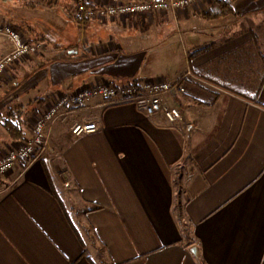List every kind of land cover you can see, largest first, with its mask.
<instances>
[{
  "label": "crops",
  "instance_id": "crops-1",
  "mask_svg": "<svg viewBox=\"0 0 264 264\" xmlns=\"http://www.w3.org/2000/svg\"><path fill=\"white\" fill-rule=\"evenodd\" d=\"M231 2L215 19L213 1L112 21L77 18L73 0L0 2L45 45L0 77V121L28 110L26 136L59 94L190 72L173 123L101 98L59 111L0 175V264H264V0ZM78 122L99 131L74 136ZM15 143L0 126V155Z\"/></svg>",
  "mask_w": 264,
  "mask_h": 264
},
{
  "label": "built area",
  "instance_id": "built-area-1",
  "mask_svg": "<svg viewBox=\"0 0 264 264\" xmlns=\"http://www.w3.org/2000/svg\"><path fill=\"white\" fill-rule=\"evenodd\" d=\"M74 14L81 20H115L124 16H144L167 10H187L200 2L216 0H73ZM0 34L11 43V49L0 57V77L12 66L26 57L38 56L45 52L43 42H30L15 26L0 21ZM190 72H185L180 79L170 81L164 78H147L125 84H86L71 94H59L52 99L44 111L29 123V135L12 145L0 155V175L7 173L19 160H28L42 149L47 141L46 128L54 122L59 111L68 104H81L92 98H101L105 105L131 104L147 116L160 115L169 123L181 116L180 108L170 104L168 96L173 92L185 91L183 79ZM99 131L94 122L73 123L71 133L74 136L94 134Z\"/></svg>",
  "mask_w": 264,
  "mask_h": 264
},
{
  "label": "trees",
  "instance_id": "trees-1",
  "mask_svg": "<svg viewBox=\"0 0 264 264\" xmlns=\"http://www.w3.org/2000/svg\"><path fill=\"white\" fill-rule=\"evenodd\" d=\"M10 0H0V2L5 3ZM210 10L204 13L205 17L208 19H215L218 17H224L233 12L231 0H216ZM40 40H35L32 42H39ZM208 46L193 48L190 55H195L201 51L206 50ZM31 112V111H30ZM29 112L24 108H17L10 110L7 116L1 118L0 126L4 128L8 137L11 141L19 142L23 140L27 135V116ZM88 210L99 209V206L90 204L88 205Z\"/></svg>",
  "mask_w": 264,
  "mask_h": 264
},
{
  "label": "water",
  "instance_id": "water-1",
  "mask_svg": "<svg viewBox=\"0 0 264 264\" xmlns=\"http://www.w3.org/2000/svg\"><path fill=\"white\" fill-rule=\"evenodd\" d=\"M189 250H190V252H191L193 255H195V256L198 255V248H197V246L193 245V246H191V247L189 248Z\"/></svg>",
  "mask_w": 264,
  "mask_h": 264
}]
</instances>
